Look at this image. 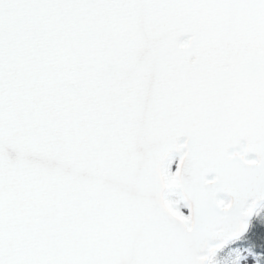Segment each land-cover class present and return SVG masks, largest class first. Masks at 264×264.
Here are the masks:
<instances>
[{
	"label": "snow or ice",
	"instance_id": "1",
	"mask_svg": "<svg viewBox=\"0 0 264 264\" xmlns=\"http://www.w3.org/2000/svg\"><path fill=\"white\" fill-rule=\"evenodd\" d=\"M264 0H0V264H264Z\"/></svg>",
	"mask_w": 264,
	"mask_h": 264
},
{
	"label": "trees",
	"instance_id": "2",
	"mask_svg": "<svg viewBox=\"0 0 264 264\" xmlns=\"http://www.w3.org/2000/svg\"><path fill=\"white\" fill-rule=\"evenodd\" d=\"M264 227V218L259 214L255 219L252 221V232L258 233L261 228ZM227 259V258H225Z\"/></svg>",
	"mask_w": 264,
	"mask_h": 264
},
{
	"label": "rangeland",
	"instance_id": "3",
	"mask_svg": "<svg viewBox=\"0 0 264 264\" xmlns=\"http://www.w3.org/2000/svg\"><path fill=\"white\" fill-rule=\"evenodd\" d=\"M258 214H261L264 218V206L259 210ZM223 264H231V260L229 258L224 259Z\"/></svg>",
	"mask_w": 264,
	"mask_h": 264
},
{
	"label": "water",
	"instance_id": "4",
	"mask_svg": "<svg viewBox=\"0 0 264 264\" xmlns=\"http://www.w3.org/2000/svg\"><path fill=\"white\" fill-rule=\"evenodd\" d=\"M263 205H264V202H262L261 206H263ZM260 208H261V207H260ZM260 208H259V209H260ZM259 209H258V210H259ZM253 219H254V218H253ZM253 219H252V220H253Z\"/></svg>",
	"mask_w": 264,
	"mask_h": 264
}]
</instances>
